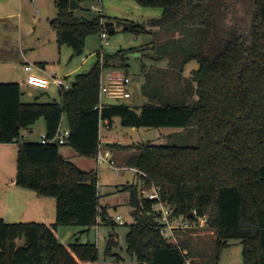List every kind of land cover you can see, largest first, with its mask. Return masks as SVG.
Segmentation results:
<instances>
[{
	"label": "trees",
	"instance_id": "16d2710c",
	"mask_svg": "<svg viewBox=\"0 0 264 264\" xmlns=\"http://www.w3.org/2000/svg\"><path fill=\"white\" fill-rule=\"evenodd\" d=\"M137 1L163 13L151 20L150 28L127 21L123 30L135 36L157 31L159 39L161 31L167 32L162 43L154 42L157 60L182 68L196 60L199 69L192 81L172 75L174 91L160 82L149 90L147 75L144 91L152 101L141 108L101 103L103 70L126 66L127 50L98 52L89 72L77 75L70 89H59L60 101L25 103L18 82H0V144H18L15 184L56 203L54 223L0 219V264L98 263L96 244L59 242L61 227L116 225L100 203L98 171L80 169L61 154V147L96 159L101 126L105 121L111 125L115 117L125 127L194 128L199 135L196 147L150 142L123 147L133 151L125 167L137 171V182L123 187L135 214L127 234L134 264H185L188 258L186 242L176 244L164 236L155 211L158 200L143 195L149 189H157L160 202L172 207V218L191 223L206 218L219 255L229 241L240 240L243 264H264V0ZM70 2L57 0L49 24L59 45L81 55L87 37L105 32V20L111 18L102 13L77 17ZM195 91L198 104L190 106ZM64 118L70 130L66 144L21 142L22 131L41 119L52 140ZM117 245L111 236V264H133L111 253Z\"/></svg>",
	"mask_w": 264,
	"mask_h": 264
},
{
	"label": "rangeland",
	"instance_id": "374dc122",
	"mask_svg": "<svg viewBox=\"0 0 264 264\" xmlns=\"http://www.w3.org/2000/svg\"><path fill=\"white\" fill-rule=\"evenodd\" d=\"M80 8L74 10L80 18H92L102 13L111 18L105 22L115 23V32L107 33V39L101 35L87 37L84 50L81 55H74L72 48L66 44L59 45L57 33L54 31L49 20L56 16L57 0H0V82H24L27 72L26 63L40 66L44 71H38L46 77L57 76L73 82L77 75L87 73L98 61V52L106 55H115L121 50H127L126 66L107 67L103 70V77L107 73H125L130 78L128 91L130 98L113 99L103 95L102 104H124L132 108H141L152 100L144 91L147 75L150 76L148 89L154 90L155 83L166 84L174 91L172 75L177 79L192 81L193 73L199 69L196 60L190 61L185 66L178 63L169 64V60H157L153 49L154 42L162 43L166 36L165 31L159 38L154 34L135 36L131 32L123 30L122 22H135L150 28L152 19L162 15L160 7H144L137 0H77ZM52 2V9L50 3ZM25 69V71H24ZM163 78V79H162ZM163 80V83H162ZM166 80L167 82L165 83ZM104 81V79H103ZM186 83V82H185ZM183 83L182 85H185ZM22 85H25L24 83ZM26 86V85H25ZM47 90V89H46ZM166 91V89L164 90ZM159 93V92H157ZM36 98H39L38 100ZM199 94L195 91L190 106L198 104ZM51 102L60 101L59 88L51 85L47 92L32 86L25 87L22 101L31 103L35 101ZM154 102V101H153ZM45 121L39 120L32 128L22 131L21 142H35L40 140L41 132L44 131ZM62 129H67V119L64 118ZM102 145L118 146L116 156V170L104 163L98 165L99 195L102 206L108 207L109 216L116 222L115 226L99 224L90 230L83 231V227L59 228V242L71 244L74 242H92L98 247V263L111 264L113 258L107 254L108 241L113 236L118 245L113 247L111 253L119 254L128 263H135V259L128 252L127 234L129 225L134 222L133 209L129 204V193L123 191V187L137 182L136 172L131 168L122 166L125 159L133 151L127 148L131 145L150 142L152 144H177L181 146L196 147L199 145V135L196 129L175 128H132L121 124L119 117H115L111 127L107 129L101 126ZM12 146L11 149H16ZM18 147V144H17ZM64 154L75 151L72 147H61ZM0 149V174L16 175L17 153ZM73 163L86 171L91 166L97 168L94 159L77 156ZM154 193V189L145 190L143 195ZM47 210L49 203L55 212V200L45 197ZM120 217V219H117ZM8 222V221H7ZM14 222V221H13ZM9 222V223H13ZM16 222V221H15ZM18 222V221H17ZM54 222V221H53ZM165 236L169 241L181 244L186 242L185 251L188 260L192 264H243V245L240 240H231L218 254L217 236L206 220L199 219L191 223L183 217L170 218V228L166 225Z\"/></svg>",
	"mask_w": 264,
	"mask_h": 264
},
{
	"label": "crops",
	"instance_id": "0c3cea01",
	"mask_svg": "<svg viewBox=\"0 0 264 264\" xmlns=\"http://www.w3.org/2000/svg\"><path fill=\"white\" fill-rule=\"evenodd\" d=\"M51 4L52 2L50 3V6H51V10H53ZM114 27H115V23H114ZM41 71H44V68ZM23 83L26 86L22 85ZM23 83L19 82L22 91L24 93L25 87H28L26 84V77ZM47 91L48 89L45 90V92ZM102 126H105L107 129L111 127V125L107 121L103 122ZM44 128L45 129L43 132H41V134L46 133V123ZM29 132L30 134H33L34 130L33 129L31 130L30 128ZM101 138H102V134H101ZM12 146H16L15 147L16 149H11ZM101 146L103 150L106 149L111 150L113 153V159L116 160L115 158L118 152L117 147L108 148L107 146L102 145V141H101ZM1 148L11 152L12 153L11 158L14 152L15 153L18 152L17 143L0 144V149ZM61 154L70 161H73V159H77L78 156V154L75 151H69L68 154H64L61 151ZM94 160L97 164L96 159ZM3 161L4 160L0 158V162ZM122 166L125 167V161L122 163ZM120 169H122V167H120ZM131 169L137 173L136 169L133 168ZM90 170L98 171V164H97V168L91 166L86 171H90ZM15 177L16 175L12 173L11 174L9 173V176L6 174L5 175L0 174V219H4L6 222L22 221V222L54 223L56 221V204H55V212L52 211L53 210L52 202L49 203V209L47 210L46 208L47 203H45L46 201L44 199L45 197L39 196L37 193H35L32 190L17 186L15 184ZM83 231H87V230L84 228Z\"/></svg>",
	"mask_w": 264,
	"mask_h": 264
},
{
	"label": "built area",
	"instance_id": "2783aa9c",
	"mask_svg": "<svg viewBox=\"0 0 264 264\" xmlns=\"http://www.w3.org/2000/svg\"><path fill=\"white\" fill-rule=\"evenodd\" d=\"M101 37L102 39L106 40L107 33L103 32L101 34ZM25 69L27 72V76H26L27 86H32L34 88H39L43 90L49 89L51 85H54L59 89H70L72 86V82H67L66 80L59 78L57 76L46 77L41 74H38V71L41 70L40 66L38 67L36 65L28 63L26 64ZM129 84H130V78L125 73H107L105 77H103L102 75L100 96L102 97L103 95H106L113 99L130 98L131 95L128 91ZM69 135H70V130L68 128L67 129L60 128L56 136L52 140L48 139L46 133H44L40 136V141L43 144L52 141L64 145L67 143ZM96 161L98 165L104 163L116 170H120V168L115 167L116 162L113 159L112 151L109 149L103 150L101 147L96 157ZM145 197L149 199L158 200V203L155 205V211L157 212V215L160 218V222L164 225L162 232L165 236V231L167 229L166 225L170 228V218L173 213L172 207L160 202L157 189H154V193L147 194ZM117 219H120V217H118ZM200 219L206 220V218H200ZM184 253L187 254L186 251H184ZM185 264H192V263L187 258Z\"/></svg>",
	"mask_w": 264,
	"mask_h": 264
},
{
	"label": "water",
	"instance_id": "95a60500",
	"mask_svg": "<svg viewBox=\"0 0 264 264\" xmlns=\"http://www.w3.org/2000/svg\"><path fill=\"white\" fill-rule=\"evenodd\" d=\"M81 7V4H79L77 2V0H71L70 2V10L74 11L75 9L77 8H80ZM104 27L106 29V31L112 33L115 31V27H114V23L113 22H105L104 23ZM133 216H135V214L133 213Z\"/></svg>",
	"mask_w": 264,
	"mask_h": 264
}]
</instances>
